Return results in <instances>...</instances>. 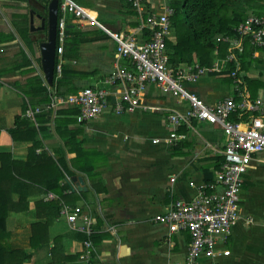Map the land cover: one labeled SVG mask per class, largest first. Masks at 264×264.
<instances>
[{"label": "crops", "instance_id": "crops-1", "mask_svg": "<svg viewBox=\"0 0 264 264\" xmlns=\"http://www.w3.org/2000/svg\"><path fill=\"white\" fill-rule=\"evenodd\" d=\"M38 2L44 7L38 8ZM74 2L84 10L88 18H67L66 32L69 29L70 33L65 40H70L72 50L69 49V58L64 59V41L62 53L56 51L60 64H66L73 73L66 89L75 87L79 91L91 87L115 93L120 88L109 85L105 78L116 65L131 71L133 67L128 59L117 57L116 43L109 33L121 31L134 36L138 42L147 41L143 35L146 15H140L127 0ZM46 3L44 0H0L2 134L14 126L16 115L24 116L21 111L24 96L19 95L15 85L35 75L47 84L32 62L29 67L17 69V64L23 58L21 48L31 59L6 19L36 61L37 67H40L38 44L46 40V29L31 31L29 13L34 11L46 17ZM161 3L159 0H143L142 6L148 13L159 14ZM24 16L27 18L24 19ZM33 21L34 26H40L39 19L34 17ZM168 40L174 42L175 35L171 33ZM244 44L245 50L239 54L245 53V58L243 60L241 57L238 61V75L250 98H264V49L255 48L246 38ZM57 71L59 75L58 72L56 76L54 74L53 82L61 75L60 69ZM216 74L202 76L197 83L186 87L209 104L227 96L236 97L230 77L223 79ZM52 84H47L48 90L50 88L56 93L57 89ZM49 93L51 96L50 90ZM56 94L66 96L74 93ZM167 94L155 83L148 82L141 96V105L151 109L138 107L120 114L108 109L91 120L82 123L75 121L70 125L81 129L78 138L83 139L84 148L96 152L97 176L92 181L96 184L100 182L103 187V192L95 193L91 179L72 168V175L83 174L89 188L86 191L71 189L73 193L65 192L67 206H81L93 218L92 243L95 253L90 264H174L185 259L190 244L189 233H170L167 225L156 221L155 216L164 213L174 200H191L198 186L215 180L224 160L222 150L226 136L219 125L196 118L188 124H171L168 116L184 112L188 103ZM171 133H175L178 138L171 139ZM3 135L0 138L9 140V136ZM40 137L43 147L52 154L57 140L47 131L41 133ZM31 145L30 141L11 140L0 144V152H9L17 159H25ZM67 158H70L69 154ZM69 178L68 175L66 179ZM219 191L217 187L213 192ZM72 197L76 198L75 202L71 200ZM14 198L17 196L14 195ZM37 200V195L30 196L27 210L9 212L6 219L11 247L23 249L30 254L29 260L23 264L52 263L51 242L59 236H64L60 250L62 259L65 255L74 257L79 254L83 249L84 235L71 229L61 214L48 228L49 244L38 249L31 248V224L37 221ZM239 210L238 222L232 227L226 241L217 245L220 254L213 258L201 255L199 264H264V151L253 155L251 167L243 175ZM226 249L230 254L224 256L221 252ZM59 264L84 263L74 259L68 263L63 260Z\"/></svg>", "mask_w": 264, "mask_h": 264}, {"label": "built area", "instance_id": "built-area-1", "mask_svg": "<svg viewBox=\"0 0 264 264\" xmlns=\"http://www.w3.org/2000/svg\"><path fill=\"white\" fill-rule=\"evenodd\" d=\"M127 1L140 15L146 14L143 26L151 32V36L147 41L138 42L134 36L121 31L109 33L116 43L117 57L128 59L133 67L131 71L116 65L105 78L106 83L120 89L113 93L104 89L85 87L74 94L60 96L49 88L51 101L48 108L54 111L64 107L76 108L78 112L74 118L77 123L91 120L108 109L116 114L131 112L138 107L147 109L150 107L141 105V96L146 84L153 82L161 91L188 103V108L184 112H176L168 116L171 124H188L196 118L221 127L226 136L222 150L224 160L215 180L198 186L197 193L191 200H174L164 213L155 216L156 221L167 225L170 233L182 231L189 233L190 244L185 259L174 264H199L201 255L213 258L220 254L217 251L218 243L226 241L232 227L240 218L239 203L243 175L251 167L253 155L264 151V98L248 96L244 83L238 75V68L231 72L236 97L227 96L209 104L196 93L190 92L187 85L197 83L207 74L221 72L225 64L235 62L238 67L235 52L230 50L210 66H202L194 60L192 64L182 63L172 68L166 45V40L171 35L170 17L173 14L168 0H159L162 2L159 14L148 13L142 6L143 0ZM69 16L88 18L74 0H58L56 26L58 54L63 51ZM235 31L237 37L217 36L216 42H229L233 50L240 53L243 51L246 38L255 48L264 49V13L247 16L235 27ZM112 97L114 99H111ZM41 110V107H32L27 102L24 116L34 121L35 115ZM170 137L178 138L175 133H171ZM217 187L220 191L213 192ZM43 198L50 200L54 199L55 195L47 193ZM60 214L67 219L71 229L86 235L87 239L83 242L79 258L84 263H89L92 254L95 253L91 242L94 234L93 218L85 213L81 206L69 207L64 203ZM221 253L227 256L230 251L226 249Z\"/></svg>", "mask_w": 264, "mask_h": 264}, {"label": "trees", "instance_id": "trees-1", "mask_svg": "<svg viewBox=\"0 0 264 264\" xmlns=\"http://www.w3.org/2000/svg\"><path fill=\"white\" fill-rule=\"evenodd\" d=\"M238 1L241 2V6L236 4ZM44 2L46 3L47 0ZM168 5L173 9L170 22L175 35L174 42L166 40L169 64L172 68L182 63L192 64L194 60L202 66H210L217 57L226 55L230 50L235 52L237 62L241 57L244 60L245 53L239 54L233 50L229 42H216L215 38L237 37L235 27L241 21L251 14L264 13V0H168ZM26 18L27 16H24V19ZM25 26L27 27V23ZM69 33L68 29L67 34ZM143 35L149 39L151 32L146 28ZM26 44L30 45L29 42ZM64 49L63 58L68 59L69 49L72 50L69 39L65 40ZM20 51L23 58L17 64V69L29 67L31 61L22 48ZM241 65L240 69L243 66ZM237 68L235 62H229L216 75L222 76L223 79L230 77L232 80L231 72ZM58 69L61 75L55 78L52 84L57 89L56 93L77 92L75 87L66 89L73 73L66 64H60L59 56L56 55L55 76ZM25 82L27 87L25 90L21 89L22 95L32 107L40 106L42 110L35 115L34 121L23 115H16L14 126L3 133L10 137L9 140L0 138V144L11 140L32 143L25 159H17L9 152H0V264H23L30 258V254L25 250L13 248L9 243L10 233L6 226L9 212L27 210L28 198L37 195L38 200L35 202L37 221L31 224L30 246L32 249H38L48 245V228L59 217L63 202H67L65 192L73 193L66 180L68 175L74 173L72 168L85 173L91 181L97 176L95 175L96 152L84 148L83 139L78 138L82 132L79 127H70L76 121L74 116L78 110L74 107H64L53 112V109L48 108L51 101L48 85L42 78L35 75L27 78ZM18 85H15L17 89ZM24 97L22 114L27 107V100ZM46 131L52 133L53 138L57 140V146L53 148L52 154L41 142L40 134ZM3 134L0 131V135L4 136ZM37 149H40L39 152L36 151ZM92 189L95 193L103 192L100 182L96 184L92 181ZM47 193H53L55 198L45 200L43 196ZM14 195L17 196L16 199ZM83 235L85 241L87 237ZM63 237H56L51 242L50 254L53 261L50 264H59L63 260L68 263L80 259L79 254L74 257L65 255L62 259L60 250ZM93 237L94 235L91 237V242ZM93 256L94 254L90 262L93 261ZM90 262L83 263L90 264Z\"/></svg>", "mask_w": 264, "mask_h": 264}, {"label": "water", "instance_id": "water-1", "mask_svg": "<svg viewBox=\"0 0 264 264\" xmlns=\"http://www.w3.org/2000/svg\"><path fill=\"white\" fill-rule=\"evenodd\" d=\"M42 7H44L43 4L38 2V8ZM29 14V25L31 31H42L46 29V40L38 44L41 56L40 67H37L36 61L31 56L21 39L18 37L17 33L14 31L10 22L6 18L5 19L8 22L10 28L13 30L17 39L20 41L22 47L30 57L31 62L38 69L39 74L44 78L48 85H51L53 82L56 60V26L58 19V0H49L47 4L46 17H42L38 13L36 14L34 11H30ZM34 17L40 20V26H34ZM66 180L69 183L72 191H86L89 188L83 174L76 173L75 175L70 176V178Z\"/></svg>", "mask_w": 264, "mask_h": 264}, {"label": "rangeland", "instance_id": "rangeland-1", "mask_svg": "<svg viewBox=\"0 0 264 264\" xmlns=\"http://www.w3.org/2000/svg\"><path fill=\"white\" fill-rule=\"evenodd\" d=\"M245 1V0H244ZM229 3H231V2H229ZM238 6H241L240 4H241V2L240 1H238L237 3H236ZM181 19H183V17L181 16ZM174 32V30L173 29H171V33H173ZM225 56V55H224ZM224 56H220V57H217V58H222V57H224ZM216 58V59H217ZM32 82V81H31ZM26 87H27V83L26 82H23V83H20V85H18V93H19V95H22V92H21V89L22 90H25L26 89ZM15 91V90H14ZM15 93H17V91H15ZM67 93V92H66ZM70 93V92H69ZM68 94V93H67ZM168 96H171V95H169V94H167ZM118 119V118H117ZM77 199H79V198H77ZM71 200H73L74 202H75V200H76V198L75 197H72L71 198Z\"/></svg>", "mask_w": 264, "mask_h": 264}]
</instances>
